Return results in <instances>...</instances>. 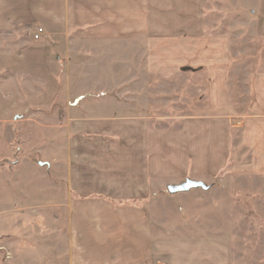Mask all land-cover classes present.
<instances>
[{"label":"rangeland","instance_id":"obj_1","mask_svg":"<svg viewBox=\"0 0 264 264\" xmlns=\"http://www.w3.org/2000/svg\"><path fill=\"white\" fill-rule=\"evenodd\" d=\"M199 5L200 33L112 43L70 32L49 41L58 94L0 115V264H69L68 202L83 198L150 206L151 264H264V170L246 169L252 152L242 137L249 79L264 74V0ZM31 34L25 41H43ZM27 35L0 36V53H18ZM197 46H222L226 54L225 124L212 107L209 73L181 71ZM45 91L41 81L0 73V93L18 102L20 92L31 99ZM134 141L142 191L123 200L117 192L128 183L121 173L132 165ZM75 172L98 177L92 194L71 189L81 183L69 177ZM190 180L202 184L166 190Z\"/></svg>","mask_w":264,"mask_h":264},{"label":"crops","instance_id":"obj_2","mask_svg":"<svg viewBox=\"0 0 264 264\" xmlns=\"http://www.w3.org/2000/svg\"><path fill=\"white\" fill-rule=\"evenodd\" d=\"M200 1L0 0V36L28 34L20 39L27 45L18 53H13L11 49L0 53V73L46 84V91L40 97L30 99L20 92V102L10 94L0 93V115L26 111L34 104L40 105L56 97L59 63L52 53L55 47L50 45V40L63 38L70 32H76L83 41L112 43L154 34L189 33L190 30L200 33ZM35 28L43 29V41H25ZM196 51L197 57L187 54L188 62L185 63L183 58L181 71L209 73L212 107L216 114H221L218 120L225 124L222 115L229 112V108L225 107L228 96L226 54L222 46H197ZM208 67H211L213 74ZM249 83V119L242 123V137L244 145L252 152L250 166L246 169L256 173L264 170V74L252 76ZM188 123L192 127L195 124L201 126L199 121L187 120L186 125ZM133 126L140 131L141 121L134 122ZM134 142L138 149L133 147L132 165L123 161L126 165L121 173L128 183H124L122 192L116 191L123 200L139 198L142 191L141 145L139 141ZM86 175L75 172L69 176L71 179L81 177V183L74 180L75 187L71 189L76 191L83 188L84 194H92L94 179L98 177ZM191 182L202 184L199 181ZM68 210L69 264H151L154 249L151 228L155 225L151 222L150 206L137 209L121 205L114 208L106 201L83 198L78 201L69 199Z\"/></svg>","mask_w":264,"mask_h":264},{"label":"water","instance_id":"obj_3","mask_svg":"<svg viewBox=\"0 0 264 264\" xmlns=\"http://www.w3.org/2000/svg\"><path fill=\"white\" fill-rule=\"evenodd\" d=\"M200 186H201L200 183L187 181L186 183L179 186H169L167 188V192L172 195V194L187 192L193 188H197Z\"/></svg>","mask_w":264,"mask_h":264},{"label":"built area","instance_id":"obj_4","mask_svg":"<svg viewBox=\"0 0 264 264\" xmlns=\"http://www.w3.org/2000/svg\"><path fill=\"white\" fill-rule=\"evenodd\" d=\"M32 38L33 40L37 41V40H40L43 35H44V31L42 28H35L33 31H32Z\"/></svg>","mask_w":264,"mask_h":264}]
</instances>
